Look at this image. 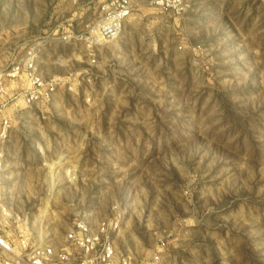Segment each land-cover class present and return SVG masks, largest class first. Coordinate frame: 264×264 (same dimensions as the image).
I'll use <instances>...</instances> for the list:
<instances>
[{
	"label": "rangeland",
	"instance_id": "374dc122",
	"mask_svg": "<svg viewBox=\"0 0 264 264\" xmlns=\"http://www.w3.org/2000/svg\"><path fill=\"white\" fill-rule=\"evenodd\" d=\"M101 2L0 0V68L33 56L63 79L10 109L0 200L56 248L81 218L117 219L132 264H264V0L141 1L93 52L63 40Z\"/></svg>",
	"mask_w": 264,
	"mask_h": 264
},
{
	"label": "built area",
	"instance_id": "2783aa9c",
	"mask_svg": "<svg viewBox=\"0 0 264 264\" xmlns=\"http://www.w3.org/2000/svg\"><path fill=\"white\" fill-rule=\"evenodd\" d=\"M141 1L161 13L174 16H182L191 8L190 0H102L100 13L88 24L86 32L80 36L69 34L63 40L77 38L93 52L98 46L121 36L126 21ZM92 56L95 62V56ZM9 80H19L21 85L9 87ZM62 81L60 77H43L33 56L0 68V172L5 165L12 127L10 109L21 104L27 107L49 104ZM21 221L20 216L12 213L0 200V264H132L128 256L117 253L113 241V235L119 229L117 219L102 220L93 226L81 218L67 233L66 245L58 248L37 242ZM158 260L156 255L154 261Z\"/></svg>",
	"mask_w": 264,
	"mask_h": 264
},
{
	"label": "bare ground",
	"instance_id": "6f19581e",
	"mask_svg": "<svg viewBox=\"0 0 264 264\" xmlns=\"http://www.w3.org/2000/svg\"><path fill=\"white\" fill-rule=\"evenodd\" d=\"M123 31H124V29H123ZM122 33H123V32H122ZM121 35H122V34H121ZM120 37H121V36H120ZM120 37H119V38H120Z\"/></svg>",
	"mask_w": 264,
	"mask_h": 264
}]
</instances>
